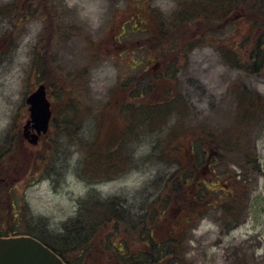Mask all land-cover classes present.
Returning <instances> with one entry per match:
<instances>
[{"label":"rangeland","instance_id":"374dc122","mask_svg":"<svg viewBox=\"0 0 264 264\" xmlns=\"http://www.w3.org/2000/svg\"><path fill=\"white\" fill-rule=\"evenodd\" d=\"M189 1L44 0L37 7L0 0V161L8 164L0 174V233H37L78 264L148 255L150 233L163 243L177 230V259L157 264H264V61L256 50L264 43V0H207L211 19L194 21ZM41 82L55 99L56 121L31 150L21 127L26 97ZM256 97L259 108L249 109ZM176 99L184 116L159 127L151 117L141 122L117 165L91 157L102 143L107 150L109 133L122 138L132 126L129 107L155 113ZM174 128L182 129L183 146L201 133L196 144L212 161L191 174L204 185L182 184L165 206L177 164L163 150L176 139ZM93 192L119 197L124 218L117 226L94 223L92 253L79 256L84 245L71 251L62 227ZM201 192L203 202L194 199Z\"/></svg>","mask_w":264,"mask_h":264},{"label":"trees","instance_id":"16d2710c","mask_svg":"<svg viewBox=\"0 0 264 264\" xmlns=\"http://www.w3.org/2000/svg\"><path fill=\"white\" fill-rule=\"evenodd\" d=\"M27 4L30 5H36L37 7H39L41 4L44 5V0H33L32 2H29L28 0ZM207 0H193V1H189L187 3V8L188 11H193L190 14H192L191 16H193L192 18L189 17L187 20H191L194 21L195 19L199 18H210L211 16L209 15V12L207 9H203V7L206 5V3L208 4V2H206ZM52 8H56L54 4H52ZM55 10V9H54ZM15 12V10H13L12 14ZM197 13V14H196ZM214 16H218L215 13H213ZM202 16H205L204 18ZM12 24H15V22L18 20V18H14L13 16L10 17ZM211 19V18H210ZM131 20V19H130ZM264 40V38H263ZM259 48V59L260 61H264V43H261V46L259 47L257 45L256 50H258ZM263 65H260V67H262ZM246 68V67H245ZM243 68V69H245ZM257 71V70H256ZM149 88H152V85L149 83ZM148 87L146 88L145 91H143L142 93L139 94V97H143L144 93L147 92ZM178 104L177 106L172 105L171 103L168 102H163L165 105L164 107H161V109H157L155 110V113H152L151 110H148L147 108H142V105H134L132 107H129L130 109H128V113L130 114V111H133L131 114H133L131 116V120L132 126L128 127L126 132H123V137L120 138L117 135H113L112 132L109 133L107 135V150L104 147L103 143L98 146L96 149V151H98L97 153H95V156L91 155L92 158L96 159V163H98V160L102 159V158H107L105 159V164H107L109 167H112L113 165H117L118 162L116 161H121V159L124 158L125 156V152L127 151L128 148V143L133 139V134H134V129L140 125L141 122H145L146 120L148 121L149 118L151 117V120L149 121V123H153V125L156 127L161 126V123L164 122V125L166 124V121L172 117L173 115H180L181 117L184 116L185 114V108H183V105L181 103V101H178L177 99L175 100ZM261 99L260 97H256L254 99L248 100V103L250 106H248L249 109H258L259 108V103H260ZM159 106V107H160ZM78 107L79 105L77 104L74 111L77 115H79V111H78ZM72 111V110H71ZM66 112V111H65ZM126 112V111H125ZM70 111L67 113L69 115ZM55 120L52 123V126L54 124ZM108 121V119H107ZM163 125V126H164ZM177 125L179 126H183L182 122L181 123H177ZM52 128V127H51ZM182 128V127H181ZM181 128H178L177 130L172 129L173 133L172 135L176 138L173 141H170V143L164 148L163 152H165V154L168 155L165 156L163 155L164 158L171 160L172 162H175L177 164L176 166V170L175 172L172 174V177L169 178V184H167L166 186H169L170 190L166 191L164 193L165 195V199L163 200L165 206L167 205V203H169V201H171V199H173L172 196L177 195V189L178 187L180 188L182 184L188 185L191 181L194 180V184L196 185H201L205 183V181L203 180H196L194 179V176L192 177V172L194 170H196L198 168L199 165H203L204 161L207 165V167H211V157L207 156V160L205 159L204 156L201 155V151L200 148L197 146V141H201L203 142V139L207 140H211L214 139L215 140V136L214 133L211 129H208L207 127H199L198 130L205 135V137H202L203 135L201 133H197L196 138L194 141H189L186 145H182L179 142V135L180 132L182 131ZM98 130V129H97ZM103 131H96L97 134H94L96 138H99V136H101L103 133ZM69 133V132H68ZM221 142V141H220ZM161 142H158V145ZM227 144V143H226ZM216 145L218 147L221 148H226L225 144L223 142L221 143H216ZM183 146V147H182ZM110 154V155H109ZM176 154V156H175ZM205 154V153H204ZM203 154V155H204ZM182 155L187 156L188 158H184L182 157ZM208 155V154H207ZM198 156V157H197ZM217 156L219 157V162L221 161L223 157V154L219 153L216 154L215 159L217 160ZM201 157H203V160H201ZM190 158L194 159V162L190 161V169H189V160ZM197 159V161H196ZM211 159V161H210ZM203 161V162H202ZM208 161V162H206ZM102 163V162H101ZM199 164V165H198ZM205 165V164H204ZM94 166H95V162H94ZM66 168V166H65ZM94 169V167H93ZM88 169V172H92L93 171ZM217 169H215L216 172ZM220 173H216V177H220L219 180H221V176L219 175ZM202 192L198 193V195H196L194 197V199H198V201L203 202L202 199ZM219 199V198H218ZM219 201V200H218ZM173 202V201H172ZM123 201L119 198V197H107L102 199V197L97 196V193L93 192L90 194V196H88L87 198H84L82 200H80V209L77 213V215L75 217L70 218L68 221H66V223L64 224V226L62 227L63 232H68L65 233L64 235H62L60 237V240L62 241H72V247H71V251L76 250V247H78V244H83L84 247L81 248L80 251V255L82 256L83 253L89 255L92 252L90 251L91 249L87 246V242L89 241V239L92 237L90 236L91 234H89L88 232L90 230L93 229L94 227V223H96L95 225L101 227V228H105L107 226H109L110 222L114 221L116 222V226L118 224V222L122 221L124 218V214L123 212H125L122 207H123ZM1 210V209H0ZM167 209H163L161 211L162 214L166 213ZM12 212H14V210H12ZM148 214V213H147ZM98 216L96 218H101L102 216H104V220L102 219L101 221H98L96 219H94L95 216ZM40 224V223H39ZM41 223V228L42 229H48L47 227V223L43 224ZM16 226H18L16 224ZM176 229V228H175ZM76 231L74 232L73 236H68L67 234H71L72 231ZM177 230H173L172 235L170 237V241L165 240L163 241V243H161V241H157L155 238H153L152 234L150 233L151 238H146L147 239V245L150 248V253L146 256L143 257L142 255H139L138 257H131L130 259H135L138 260V262H136L135 264H157V262H159L160 260H164L167 255H176L177 253H179L180 251L175 250V246L173 247V243H172V239H175V234H176ZM93 233V232H92ZM20 234H30L32 236L37 237L38 239L42 240L45 244H47L48 246H50L54 251H56L58 254H60L62 257H65L64 253H62L56 246L50 244L49 242H47L44 238H42L40 235H38L37 233H33V232H25V233H14V234H6V233H0V236H17ZM84 237L86 238L83 242H79L77 243V241H79V239H84ZM59 239V238H58ZM65 244V243H64ZM69 244V243H68ZM86 245V246H85ZM124 246V244H123ZM119 251H121V249H119ZM118 251V252H119ZM159 252V253H158ZM119 257H117V259H124V252H119ZM123 253V254H122ZM125 257H128L125 254ZM176 260L177 257H174ZM145 260H148V262L145 263ZM150 260V261H149Z\"/></svg>","mask_w":264,"mask_h":264},{"label":"water","instance_id":"95a60500","mask_svg":"<svg viewBox=\"0 0 264 264\" xmlns=\"http://www.w3.org/2000/svg\"><path fill=\"white\" fill-rule=\"evenodd\" d=\"M30 119L24 125L26 135L36 143L46 133L51 117L45 84H40L27 98ZM35 129V132H32ZM0 264H67L53 249L33 236H0Z\"/></svg>","mask_w":264,"mask_h":264},{"label":"flooded vegetation","instance_id":"af4514ba","mask_svg":"<svg viewBox=\"0 0 264 264\" xmlns=\"http://www.w3.org/2000/svg\"><path fill=\"white\" fill-rule=\"evenodd\" d=\"M22 140L24 143L23 145L25 147L30 148L31 150H33L35 148L34 144L30 140H27L26 138H24V136H23ZM6 165H8V164H5L4 162L0 161V174L3 172V170L6 169ZM15 167H16V165H15ZM0 180H3V179L0 177ZM2 183H3V181H0V184H2ZM12 210H14V209H12ZM145 255H142V256L144 257ZM123 257H124V259H115V260H98V259L82 260V261H79L78 264H135L136 262H138V260L130 259L131 257H125V254ZM67 262H68V264H74L72 261H69L68 259H67ZM146 262H148V260H145V263ZM150 263H151V261H150Z\"/></svg>","mask_w":264,"mask_h":264}]
</instances>
